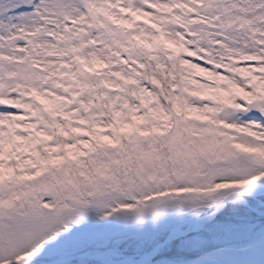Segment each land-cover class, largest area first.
Segmentation results:
<instances>
[{"label":"snow or ice","instance_id":"snow-or-ice-1","mask_svg":"<svg viewBox=\"0 0 264 264\" xmlns=\"http://www.w3.org/2000/svg\"><path fill=\"white\" fill-rule=\"evenodd\" d=\"M0 264H264V0H0Z\"/></svg>","mask_w":264,"mask_h":264}]
</instances>
